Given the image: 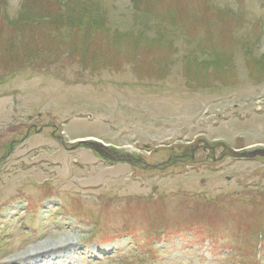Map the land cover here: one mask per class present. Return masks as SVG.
I'll return each instance as SVG.
<instances>
[{"label": "rangeland", "instance_id": "rangeland-1", "mask_svg": "<svg viewBox=\"0 0 264 264\" xmlns=\"http://www.w3.org/2000/svg\"><path fill=\"white\" fill-rule=\"evenodd\" d=\"M199 140L264 149V0H0V264H264V158Z\"/></svg>", "mask_w": 264, "mask_h": 264}, {"label": "water", "instance_id": "water-1", "mask_svg": "<svg viewBox=\"0 0 264 264\" xmlns=\"http://www.w3.org/2000/svg\"><path fill=\"white\" fill-rule=\"evenodd\" d=\"M93 146L95 147H98L99 144H93ZM206 149H210L209 146H206ZM225 156H229V157H232V158H235V159H249V158H255L256 156H263L264 157V151H255V152H252V153H238V152H234L228 148H225L223 154H222V157H225Z\"/></svg>", "mask_w": 264, "mask_h": 264}, {"label": "bare ground", "instance_id": "bare-ground-1", "mask_svg": "<svg viewBox=\"0 0 264 264\" xmlns=\"http://www.w3.org/2000/svg\"><path fill=\"white\" fill-rule=\"evenodd\" d=\"M71 239H66L65 241L64 240H60L58 241L55 245H48V246H44V248L46 249H52V248H55V247H58V248H64L67 244L69 243H72L70 241ZM67 243V244H66ZM66 244V245H65ZM43 247V246H42ZM38 248L34 249V250H31L29 252H27L28 254H33V253H36L38 250ZM45 253V252H44ZM48 254V253H47ZM62 254V253H61Z\"/></svg>", "mask_w": 264, "mask_h": 264}, {"label": "flooded vegetation", "instance_id": "flooded-vegetation-1", "mask_svg": "<svg viewBox=\"0 0 264 264\" xmlns=\"http://www.w3.org/2000/svg\"><path fill=\"white\" fill-rule=\"evenodd\" d=\"M217 153V150H216V152H215V154ZM211 154H212V152H211Z\"/></svg>", "mask_w": 264, "mask_h": 264}, {"label": "trees", "instance_id": "trees-1", "mask_svg": "<svg viewBox=\"0 0 264 264\" xmlns=\"http://www.w3.org/2000/svg\"><path fill=\"white\" fill-rule=\"evenodd\" d=\"M86 19H88V18L86 17Z\"/></svg>", "mask_w": 264, "mask_h": 264}]
</instances>
